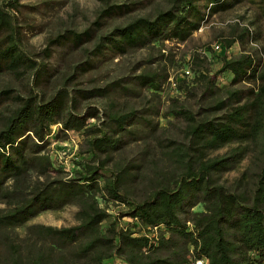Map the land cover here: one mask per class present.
<instances>
[{
    "label": "trees",
    "instance_id": "16d2710c",
    "mask_svg": "<svg viewBox=\"0 0 264 264\" xmlns=\"http://www.w3.org/2000/svg\"><path fill=\"white\" fill-rule=\"evenodd\" d=\"M97 1L94 16L86 25L64 27L46 38V55L50 45L79 50L82 58L71 65L69 75L95 68L130 48L163 39L184 40L206 15L238 0H165L108 28H104L107 18L129 14L144 3ZM15 2L0 4V72L22 75L38 63L23 49L14 16L6 8ZM254 39L255 33L246 24L231 27L224 43L228 46L237 41L239 52L221 57L212 75L197 74L204 81L201 98L209 97L204 105L192 109L170 99L167 111L178 119L181 137L167 136L163 128L156 131L155 142L168 166L159 168V177L138 196H132L122 182L139 177L146 149H139L135 161L114 160L108 169L106 164L112 152L127 144V137L135 138L131 124L149 119L137 114L135 107L111 106L103 110L98 123L86 125L87 118L98 116V108L85 105L77 111L76 106L79 99L115 91L139 95L142 86L158 87L166 76L162 69H143L90 87L60 85L46 97H38L32 90L22 96L9 87L0 89V98L10 96L15 102L0 122V198L9 205L0 213V225L21 224L43 209L70 202L77 206L76 223L36 225L41 240L50 242L41 244V254L32 264H100L111 254L126 264H193L198 259L203 264H264V51L244 49ZM194 58L196 61L197 56ZM45 68L41 62V77ZM222 71H228L230 77L220 90L213 77ZM152 112L156 113L157 107ZM53 122H58L64 135L71 128L83 132L79 149L83 156L76 161L79 168L74 169V175L49 173L60 170L53 167L45 150V135ZM229 143L224 151L210 154ZM250 144L254 151L242 179L225 185L220 174L230 169ZM99 201L125 203L124 213L136 217L141 228L156 225L154 242L127 227H117L114 221L100 231L98 224L108 212ZM197 203L202 206L199 210L193 209ZM55 249L59 250L53 257ZM11 260L10 264H21L15 255Z\"/></svg>",
    "mask_w": 264,
    "mask_h": 264
},
{
    "label": "rangeland",
    "instance_id": "374dc122",
    "mask_svg": "<svg viewBox=\"0 0 264 264\" xmlns=\"http://www.w3.org/2000/svg\"><path fill=\"white\" fill-rule=\"evenodd\" d=\"M6 1L11 0H0V4ZM142 1L144 7H139L126 15L107 18L104 28L123 22L128 16L143 12L157 3H164L165 0ZM97 6V0H16L13 6L6 7L14 16L23 49L37 61L38 65L22 75H16L10 71L0 72V89L9 87L12 93L17 92L22 96H26L27 92L32 90L38 97L41 95L46 97L60 85L68 89L90 87L102 85L116 77L132 75L143 69H162L161 71L165 72L166 76L158 87L142 86L139 89V95L115 91L104 96L79 99L76 106L77 111H82L85 105L98 108V116L87 118L86 125L98 123L103 117V110L111 106L117 109L135 107L137 114L143 113V116L149 119V122L137 119L131 124L135 138L127 137V144L120 151L112 152L106 164V169H108L114 160L135 161L138 158L139 149L144 147L147 157L139 177L126 178L122 182L132 196H138L159 177L160 174L157 173L159 168L164 169L168 166V160L155 142L156 131L163 128L167 136L181 137L178 119L167 111L170 99L174 97L185 107L192 109L204 105L209 97L201 98L200 93L204 81L200 76L197 77V74L212 75L220 65L221 57L239 52L240 46L237 41L231 42L228 46L224 43V38L230 37L231 27L234 24L238 26L246 24L255 33V39L248 42L244 49L247 51L256 47L258 53L264 51V0H238L224 10L206 15L200 26L184 40L171 38L153 41L146 46L130 48L124 53H117L100 62L95 68L79 75H69L71 65L82 58L79 50L67 46L50 45L49 53L46 55L43 50L46 38L64 27L77 29L83 27L93 18ZM214 42L220 44V49H211L210 45ZM194 56H197L196 61H194ZM189 60L193 78L190 80L191 83L185 84L180 75V67ZM41 62L46 67L45 75L42 77ZM169 76L177 80L179 93L170 92ZM229 77L228 71H222L213 77V81L222 90L228 84ZM14 105L15 102L10 96L4 95L0 98V122L3 113H7ZM155 107H157V112L153 113L152 110ZM58 127V122L51 123L50 131L45 135V150L50 155L53 167L60 168L58 171L50 170L49 173L71 176L75 174L74 169L79 168L76 161L83 156L79 152L82 147L83 132L80 129L71 128L66 130L64 135ZM229 145L230 143L224 144L218 149L211 150L210 154L220 153ZM253 151L254 147L250 144L243 156L230 169L220 174V181L230 186L238 179H242V172L249 164ZM35 176L36 174L33 173L32 179H35ZM99 205L104 206L108 212V215L98 224L100 231H105L111 221H114L119 228L130 229L129 216L124 213L125 203L99 201ZM8 206L7 202L0 198V213ZM201 208L200 203L193 206L195 210ZM76 209V204L70 202L58 208L43 209L21 224L0 225V264H10L14 255L18 257L21 264H32L33 258L41 254V244L47 246L50 242L46 239L41 240V231L36 225L43 223L59 226L76 223L78 221L75 216ZM58 250H54L53 257H56ZM77 261L80 262L81 259ZM100 264L126 263L120 256L111 254L102 258ZM193 264H203V262L195 260Z\"/></svg>",
    "mask_w": 264,
    "mask_h": 264
},
{
    "label": "built area",
    "instance_id": "2783aa9c",
    "mask_svg": "<svg viewBox=\"0 0 264 264\" xmlns=\"http://www.w3.org/2000/svg\"><path fill=\"white\" fill-rule=\"evenodd\" d=\"M211 49L212 50H218L220 49V44L218 42H214L211 43ZM263 56V54H261ZM180 75L182 77V79H184V83L186 84L191 83V79L193 78V73H192V69H191V64H190V60L188 62H186L185 64H183L180 67ZM168 88L170 89V92H174V93H179V88H178V84H177V80L176 79H172L170 76L168 77ZM130 222L133 221L136 223V225L138 224V221H136V217H129ZM136 225H129L131 227H129L131 230H133V233H141L144 234L146 236L149 237V240L151 242H154L155 238H156V231H157V226L156 225H152V226H146V228H141L139 226V224ZM136 226V227H135ZM198 262L201 260H197Z\"/></svg>",
    "mask_w": 264,
    "mask_h": 264
}]
</instances>
